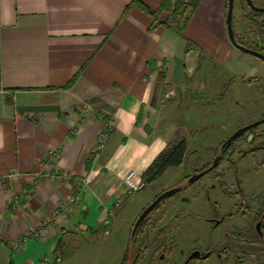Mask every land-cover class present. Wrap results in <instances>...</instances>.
Returning <instances> with one entry per match:
<instances>
[{
	"label": "crops",
	"instance_id": "0c3cea01",
	"mask_svg": "<svg viewBox=\"0 0 264 264\" xmlns=\"http://www.w3.org/2000/svg\"><path fill=\"white\" fill-rule=\"evenodd\" d=\"M162 1L0 0L2 263L31 264L60 254L61 239L102 231L126 174L142 176L177 131L187 40L231 56L227 0H201L183 34L155 23Z\"/></svg>",
	"mask_w": 264,
	"mask_h": 264
},
{
	"label": "rangeland",
	"instance_id": "374dc122",
	"mask_svg": "<svg viewBox=\"0 0 264 264\" xmlns=\"http://www.w3.org/2000/svg\"><path fill=\"white\" fill-rule=\"evenodd\" d=\"M189 11L185 15H189ZM250 12L246 0H235V31L242 44L256 47L258 42L264 43V15L253 21ZM211 56L212 53L199 49L195 43L190 47L187 81L181 97L176 101L180 114L175 117L177 131L170 140L177 134L186 137L191 153L187 163L168 169L156 181L131 193L113 210L102 231L80 235L79 241L71 245L62 241L61 253L53 255L62 260L55 264H121L128 247L129 254L133 251L130 235L141 211L162 191L185 185L188 176L210 166L220 152L222 143L236 129L264 115V60L234 45L231 56L225 61ZM193 60L196 62L193 63ZM168 97L174 95L168 94ZM257 131L264 132V124L257 127ZM262 140L264 137L254 144L244 138L238 141L232 156H227L216 169L194 185L168 198L150 217L151 242L162 234L152 249L170 241L173 236L179 247L185 244V238L197 235L196 244L209 242L216 250L221 249L223 243L238 248L235 252L229 251L224 264H264V243L251 242L255 237L252 224L264 212V151L243 153ZM238 177H242L243 194L247 199L245 208H240L242 199L230 197L238 190ZM222 182H225V186H222ZM226 189L229 192H225ZM207 191L212 203H218L223 213L233 211L236 216L223 225L211 228L212 223L207 218L212 216L213 205L207 201ZM235 227L246 228L237 230ZM226 234L235 236L225 237ZM242 251L263 253L247 255ZM219 262L217 257H212L208 264ZM0 264L6 263L0 261Z\"/></svg>",
	"mask_w": 264,
	"mask_h": 264
},
{
	"label": "flooded vegetation",
	"instance_id": "af4514ba",
	"mask_svg": "<svg viewBox=\"0 0 264 264\" xmlns=\"http://www.w3.org/2000/svg\"><path fill=\"white\" fill-rule=\"evenodd\" d=\"M253 2L257 6L264 7V1L257 2L256 0H253ZM250 9L252 11H254L251 7H250ZM255 12L261 13L258 16L260 18H261V16L264 15V12H260V11H255ZM260 21L263 22V20H260ZM259 23H261V22H259ZM263 27H264V24H263ZM234 31H235V28H234ZM235 35H236L238 42L242 44V42H241L239 36L237 35L236 31H235ZM245 46H247V45H245ZM247 47H250V46H247ZM250 48L259 50V51L264 53V43L263 42L261 44L258 42L256 47H250ZM262 117H264V115H262L261 118ZM253 130L254 129H251L250 131L246 132L243 136H244L245 141L254 144V143H256V141L258 139H262L264 137V132L258 133L257 130H254V131ZM250 136H252L251 139H249ZM230 147H228L226 150H224V152H222V156L225 155V152L230 150ZM258 150L264 151V140L260 141L258 144H255L251 149H249L247 151H243V153L249 154V153H253V152L258 151ZM233 154H234V151L231 153V156ZM263 163H264V155H263ZM204 169H206V168H204ZM200 179H198V180H200ZM186 181H188V179ZM197 181H195L192 184H188V182H187V185H185V186L183 185V190L194 185ZM241 181H242V177H238L237 178L238 190L231 193L230 197H239L240 199H242V202L240 204V208H245L247 206L246 205L247 199L243 194L244 188L242 186ZM207 201L209 203H211V205H213L211 207L212 216L207 218V220L210 223H212L211 228L218 227L219 225H223L228 220H231L236 216L235 212H233V211H229L228 213H223L221 211V207L218 203H216V202L212 203L211 198L208 194V191H207ZM156 209L144 220V221L147 220V222H148L147 227H146L147 228L146 238H143V241H141V242H137L136 240L134 242H132L133 251L131 254H129V258L127 259L125 264H208V261L212 257H217L220 261L219 264H224L226 262L227 258L229 257V255H228L229 251L235 252V250L238 249V248L235 249L233 246H229L226 243H223L222 248L218 249V250H216L214 247H212L209 242H208V244L206 243L205 245H203L201 243L196 244L198 242V238H197V235H194L191 238L190 237H188L187 239L185 238L184 239L185 244L182 246H179L180 248L178 247L177 243L175 242V237L173 236L170 239V241H168L166 243L158 244L156 249L153 250L152 245H154L155 242L160 239V235H162V234H159V237L157 235L156 240L154 242H151L152 239L150 238V231H151L152 226H151V218L150 217L156 211ZM244 228H246V227H240V228L235 227L234 229L242 230ZM252 229L255 232V234L257 236H259L257 238L254 237V239L251 241L252 244L257 243V242L264 243V212H262L259 219L256 220L255 223L252 224ZM193 233H195V232H193ZM136 235H137V233H136ZM136 235L133 238H135ZM226 236H230L231 238H234L235 235H232V234L227 235L226 234L225 237ZM239 241L241 242L242 239ZM233 243L236 244L237 241H233ZM187 247H188V249H187ZM262 248L264 249V246ZM242 252L246 253L245 251H242ZM251 255H254V253ZM241 260L243 261V259H241Z\"/></svg>",
	"mask_w": 264,
	"mask_h": 264
},
{
	"label": "trees",
	"instance_id": "16d2710c",
	"mask_svg": "<svg viewBox=\"0 0 264 264\" xmlns=\"http://www.w3.org/2000/svg\"><path fill=\"white\" fill-rule=\"evenodd\" d=\"M136 2V1H135ZM201 0H163L161 7L158 11L156 12H150L148 10V7L142 4L141 2H137L139 6H141L143 9L146 11L150 12V14L153 16L155 23L158 24H165L166 26L174 29L176 32L179 34H183V30L190 20L191 16L195 12V10L198 8ZM189 11V15H185L186 11ZM162 12H166V20L161 21L160 20V15ZM261 13L252 11L250 12V19L255 21L256 18ZM194 43L190 40H187V51L190 50V47ZM256 128V129H255ZM253 128L254 130H257V127ZM253 130V131H254ZM244 135V134H243ZM240 136L235 142L230 147V150L225 152V155L222 156L221 162L229 156L235 148V144L238 143V141L242 140L244 136ZM191 153L188 150V145H187V139L185 136L177 134L173 139H171L167 146L157 155V157L153 160V162L150 164V166L144 171L142 177L145 179L148 183H152L159 179L168 169L173 168V167H179L181 165H185L190 157ZM220 162V164H221ZM219 164V165H220ZM207 168V167H206ZM203 169L199 170L202 171ZM188 176L186 180L189 178ZM187 185V183L185 184ZM184 185V186H185ZM222 186H225V182H222ZM225 192H229L228 189L225 190ZM167 200V199H166ZM164 200L159 208H161V205L166 201ZM147 220L144 221V223L141 225V227L138 229L137 235L135 238H133L130 235V241L134 242L135 240L137 242L143 241V238H146L147 234ZM132 232V231H131ZM255 237H259L254 233ZM62 245V239L59 241V248ZM246 252V251H245ZM247 253V252H246ZM258 254L261 255L263 252L262 251H257V252H249L247 255L251 254ZM128 254H129V247L124 255V258L122 260L121 264H125L127 259H128Z\"/></svg>",
	"mask_w": 264,
	"mask_h": 264
},
{
	"label": "water",
	"instance_id": "95a60500",
	"mask_svg": "<svg viewBox=\"0 0 264 264\" xmlns=\"http://www.w3.org/2000/svg\"><path fill=\"white\" fill-rule=\"evenodd\" d=\"M247 2L249 3L250 7L254 10V11H260V12H264V7H260L257 6L253 0H247ZM234 4H235V0H228V9H227V13H226V24H227V28H228V33H229V37L233 43V45L242 50L243 52L246 53H250L253 54L255 56H257L258 58L264 60V53L247 47L241 43L238 42L236 35H235V31H234V24H233V12H234ZM264 123V117L256 120V121H252L249 122L246 125H243L241 127H239L238 129H236L221 145L220 148V152L215 156L213 162L211 163V165L209 167H207L206 169H203L202 171L199 172H195L194 174H192L189 178H188V184H192L195 181H197L198 179L202 178L204 175L208 174L209 172L213 171L215 168H217L222 160V152H224V150H226L228 147L231 146V144L233 142H235L240 136H242L243 134H245L246 132L250 131L251 129L260 126L261 124ZM252 136L249 137V139H251ZM183 190V185H179L176 186L174 188H170V189H166L164 191H162L161 193H159L142 211L141 213L138 215L134 225H133V229L131 232V236L134 237L138 231V229L140 228V226L142 225V223L144 222V220L156 209L158 208V206H160V204L172 197L173 195H175L176 193L180 192Z\"/></svg>",
	"mask_w": 264,
	"mask_h": 264
},
{
	"label": "built area",
	"instance_id": "2783aa9c",
	"mask_svg": "<svg viewBox=\"0 0 264 264\" xmlns=\"http://www.w3.org/2000/svg\"><path fill=\"white\" fill-rule=\"evenodd\" d=\"M104 147V144H100L99 148ZM51 155H56V152H51ZM0 182H2V178L0 177ZM124 183L127 187V191L126 193L119 198L118 202L116 203V206L120 205V203L127 198L131 193H134L135 191H138L142 188H144L145 186H147L148 182L143 179L142 176H139L136 171L131 170L129 171L125 178H124ZM77 196L72 195L71 197H69L66 201L63 202V206H62V212H66L68 211L73 205H75L77 203ZM10 205L12 207H19L21 205V196L18 194H14L11 199H10ZM47 225V224H46ZM46 231V228L44 226H41L39 229H33L30 231V233L28 235L22 236L16 240H14L12 242V248L14 250H19L23 247V245H25L27 243V241L29 240L30 236H36V237H40L42 234H44V232ZM3 233H2V229H1V224H0V242L3 241ZM62 259L60 257H54L52 254L51 255H46L45 257H43L42 259L32 262L31 264H55L56 261H61Z\"/></svg>",
	"mask_w": 264,
	"mask_h": 264
}]
</instances>
